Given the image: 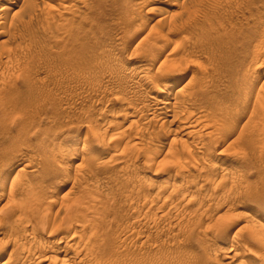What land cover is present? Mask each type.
<instances>
[{
  "label": "rangeland",
  "instance_id": "374dc122",
  "mask_svg": "<svg viewBox=\"0 0 264 264\" xmlns=\"http://www.w3.org/2000/svg\"><path fill=\"white\" fill-rule=\"evenodd\" d=\"M77 1L0 20V264H264V0ZM24 185L101 202L98 235L36 227Z\"/></svg>",
  "mask_w": 264,
  "mask_h": 264
},
{
  "label": "bare ground",
  "instance_id": "6f19581e",
  "mask_svg": "<svg viewBox=\"0 0 264 264\" xmlns=\"http://www.w3.org/2000/svg\"><path fill=\"white\" fill-rule=\"evenodd\" d=\"M34 1H35V0H0V2H2V3H3V2H9V5L11 6V7L3 6L4 3H3V4H0V6L2 5V6L0 7V20H3L5 17H7V15L9 14L10 11H14V10H13L14 8H17V9H19V8H20V9H21V8H26V11H28V13L31 12V10H33V9L36 11V10L38 9V6H37L36 9L34 8V7L36 6V5L34 6ZM63 1H66V0H63ZM78 1H80V0H78ZM78 1H77V2H78ZM147 1H148V0H147ZM67 2H68V1H67ZM72 2L74 3V1H72ZM35 3H36V2H35ZM68 4H69V3H68ZM4 5H5V4H4ZM70 6H73V5H70ZM73 7H76V6H73ZM70 9H71V7H70ZM75 9H76V8H75ZM68 10H69V9H68ZM72 10H73V9H72ZM14 12H15V11H14ZM33 12H34V11H33ZM33 12H32V13H33ZM32 13H31L30 15H32ZM35 13H36V12H35ZM35 15H36V14H35ZM44 15H45V14H44ZM50 16H51V15H50ZM34 18H35V17H34ZM45 18H46V19H45ZM47 18H48L47 16L44 17V19H45L44 21H45V24H46V25L48 24V26H49V23L46 22ZM40 19H41V17H40ZM42 19H43V18H42ZM5 20H6V19H5ZM37 20H38V19H37ZM53 20H54V18H53ZM53 20H52V21H53ZM48 21H49V19H48ZM64 21H66V20H64ZM64 21H63V22H64ZM67 21H68V20H67ZM70 22H71V20L69 21V23H70ZM39 23H40V22H39ZM64 23H66V25L68 24L67 22H64ZM1 24H3V23L1 22ZM61 24H62V23H61ZM61 24H60V25H61ZM72 24H74V23H72ZM72 24H71V26H72V28H73L74 25H72ZM62 25H63V24H62ZM62 25H61V27H62ZM66 25H65V27H66ZM169 26H170V25H169ZM55 27H58V28H59V24H58V26H55ZM61 27H60L59 29H61ZM63 27H64V26H63ZM63 27H62V28H63ZM65 27H64V28H65ZM69 27H70V26L68 25L67 28L69 29ZM55 29H56V28H55ZM56 30H57V29H56ZM65 30H66V29H65ZM70 30H72V29H70ZM60 31H61V32H62V31L65 32L64 29H63V30H59V32H60ZM63 32H62V33H63ZM172 32H173V31H172ZM255 51H256V50H255ZM255 53H256L255 55H259V56H260V55H263V54H264V50H263V48H262V49L260 48V49L257 50ZM259 56H257V57H259ZM260 57H261V56H260ZM261 58H262V57H261ZM262 59L264 60V56H263ZM262 59H261V60H262ZM263 60H262V61H263ZM262 61H261V62H262ZM260 68H261V67H260ZM141 78H142V77H141ZM151 79H152V78H151ZM151 79L149 78V80H151ZM149 80H148V81H149ZM152 80H153V79H152ZM165 81H166V80H165ZM150 83L152 84L153 81L150 82ZM168 84H170V83H168ZM168 84H167V85H168ZM167 85H166L165 87L162 86V87L164 88V90H169V89L171 90V88H170V87H167ZM172 85H173V84H172ZM154 86H155V85H154ZM164 90H163V91H164ZM181 90H182V89H181ZM152 91H153V90H152ZM178 91H180V90H178ZM178 91H177V92H174V93H175V94H176V93H177V94L182 93V92L178 93ZM153 92H154V91H153ZM161 92H162V91H161ZM161 92H158V93H161ZM183 92H185V91H183ZM166 94H168V92H167ZM177 94H176V96H175L176 99L178 98V97H177ZM181 96H183V95H181ZM172 97H173V96H172ZM184 98H185V97H184ZM168 99H169V98H168ZM176 99H175V101H174L175 103H176L177 101H179V99H177V101H176ZM170 100H171V99H170ZM170 100H169V101L167 100V101H165V102L163 101L162 103H160V108L157 109V110H158L157 117L160 116V117H162V119H163V118H165V117L167 116V113H168L169 111H171V113H170V112H169V113L172 114L173 116H176V115H177V116H176V119H177V117H180L181 115H182V117H184L183 114H181L183 111L181 112V111L179 110L178 105H176L177 103H176V104H174V103L172 104V103L170 102ZM172 101H173V100H172ZM181 102H183V100H181ZM181 104H182V103H181ZM180 107H182V105H181ZM180 112H181V113H180ZM184 114H185V113H184ZM187 114H188V113H187ZM178 115H179V116H178ZM168 116H169V115H168ZM170 116H171V115H170ZM173 116H172V117H173ZM190 116H191V115H190ZM190 116L188 117L189 119H190ZM168 118H169V117H168ZM185 118L187 119V117H185ZM186 119H184V118L182 119V118H181V119H179V120L182 121V120H186ZM172 120L174 121V120H175V117L172 118ZM194 120H195V119H194ZM173 121H172V123H173ZM175 121H176V120H175ZM175 121H174V122H175ZM187 121H188V120H187ZM187 121H185V122H187ZM192 121H193V120H192ZM183 122H184V121H183ZM183 122H182V123H183ZM194 122H195V121H194ZM190 123H192V122L190 121ZM183 124H184V123H183ZM187 124H188V123H187ZM193 125H194V126H195V125L197 126L198 124L195 123V124H193ZM193 125H192V126H193ZM190 126H191V125H190ZM190 126H188V127H190ZM186 127H187V126H186ZM190 128H191V127H190ZM190 128H185V130H186V129L189 130ZM192 128L194 129L195 127H192ZM201 128H202V127H201ZM206 128H207V127H206ZM181 129H182V128H181ZM196 130H197V129H195V131H196ZM198 130H199V129H198ZM198 130H197V131H198ZM202 130H203V129H202ZM262 130H264V129H262ZM195 131H194V132H195ZM260 131H261V128H260ZM190 133L193 135V134H196L197 132H196V133H193V132L190 131L189 133L187 132V135H189ZM258 133H259V132H258ZM191 134H190V136H191ZM185 135H186V133H185ZM261 135H264V133H262ZM194 136H195V135H194ZM201 136H202V135H201ZM196 137H197V136H196ZM259 137H260V135H259ZM98 138H99V137H98ZM100 138H101V137H100ZM262 138H263V137H262ZM101 139H102V138H101ZM101 139H99V140H101ZM94 140H97V138L94 139ZM87 141H88V140H87ZM101 141L103 142V140H101ZM261 141H262V140H261ZM84 142H85V141H84ZM99 142H100V141H99ZM99 142L96 141L97 144H99ZM86 143H87V142H86ZM263 143H264V142H263ZM86 145H87V144H86ZM92 145H93V143H92ZM95 145H96V144H95ZM101 145H102V143H101ZM101 145H99V146H101ZM261 145H262V144H261ZM93 146H94V145H93ZM102 146H103V145H102ZM202 147H203V146H202ZM91 148H93V147H91ZM95 148H96V147H95ZM99 148H100V147H99ZM185 149H186V147H185ZM89 150L91 151L90 147H89ZM92 151H93V149H92ZM92 151H91V153H93ZM94 151H96V149H95ZM175 151H176V150H175ZM96 152H99V151H96ZM181 152L183 153V151H181ZM93 154H94V153H93ZM95 154H96V153H95ZM176 154H177V155H175V156H178V155H179V154H178V151L176 152ZM172 155H173V154H172ZM119 156H120V155H119ZM120 158H122V157H120ZM177 158H178V157H177ZM178 161H179V160H178ZM181 163H182V162H181ZM178 165H179V164H178ZM182 165H183V164H182ZM24 168H26V167H24ZM24 168H23V169H24ZM23 169H22V170L20 169L21 173H24V172H25V169H24V171H23ZM46 169H48V168H46ZM49 169H51V168L49 167ZM32 170H33V169H32ZM32 170H31V172H32ZM51 170H52V169H51ZM20 171H19V172H20ZM34 171H35V169H34ZM34 171H33L32 173H30V174H32V178H35V179H36V177H33ZM28 172H29V171H28ZM28 172H27V173H28ZM45 172L48 173L49 171H46V170H45ZM47 173H46V174H47ZM49 173H50V172H49ZM52 173H53V171H52ZM17 174H18V173H17ZM42 174H45V173L42 172L41 175H42ZM46 174H45V175H46ZM176 174H177V173H176ZM28 175H29V173H28ZM34 175H35V174H34ZM17 176H18V175H17ZM17 176H14V177L17 178ZM43 176H44V175H43ZM18 177H19V176H18ZM26 177H27V176L23 175V178L26 179L25 181H27V179H28V177H27V178H26ZM29 177H30V176H29ZM48 177H49V176H48ZM82 178H83V177H82ZM21 179H22V178H21ZM29 179H31V177H30ZM75 179H76V178H75ZM33 180H34V179H31L30 181H33ZM37 180H38V179H37ZM17 181H18V182H19V181L21 182L20 179H16L15 184L17 183ZM23 181H24V180H23ZM23 181H22V182H23ZM28 181H29V180H28ZM28 181H27V182H28ZM35 181H36V180H35ZM73 181H74V180H73ZM78 181H79V180H78ZM78 181H77V182H78ZM20 182H19V183H20ZM22 182H21L20 184H22ZM27 182H26L25 185H27ZM77 182H76V180H75L74 184H76ZM79 182H80V181H79ZM79 182H78V184H79ZM28 183H29V182H28ZM31 183H32V182H30V184H31ZM30 184H28V186H29ZM33 184L35 185V182H34ZM37 184H39L38 181H37ZM78 184H76V185H78ZM22 185H23V184H22ZM25 185L22 186V188H21V189H22L21 194H20L19 196H18L19 193H18L17 195L15 194V197L18 196V197H20L21 199H22V197L24 198V195H22V193L26 190V191L28 192V194H26L27 192H25V195H27V196L29 195V196H30V197L28 196V197H29L28 199L31 201V203L35 200V201H34V205H37V206H38V205H39V203H38L39 200L37 201V199L33 198L34 195L32 196V195L30 194L31 191H30V190L28 189V187L25 186ZM72 185H73V184H72ZM76 185H75V187H78V186H76ZM79 185L81 186V183H80ZM12 186H13V184H12ZM12 186H11V187H12ZM16 186H18V185H16ZM35 186H36V185H35ZM40 186H41V185L38 186L39 190H37V187H36V190L39 191V192H40V190H42V189H41L42 187L40 188ZM11 187H9V188H11ZM14 187H15V185H14ZM14 187H12V188H14ZM18 187H19V186H18ZM82 187H83L82 189H85L86 191H85V190H84V191L87 192L88 189H86L85 186H82ZM84 187H85V188H84ZM23 188L25 189L24 191H23ZM29 188H30V187H29ZM32 188H34V187L31 186L30 189H32ZM72 188H74V186H72ZM72 188H70V189H68V190H71ZM1 189H2V188H1ZM18 189H19V191H20V188H18ZM18 189H16V190H18ZM78 189L80 190L81 187L77 188V191H78ZM82 189H81V190H82ZM16 190H13V191H15V192H19V191H16ZM81 190H80V191H81ZM90 190H91V189H90ZM2 191H3V189H2ZM29 191H30V193H29ZM32 191L34 192V189H32ZM37 191H35V193H33V192H32V193H33V194H36ZM75 191H76V190H75ZM80 191H79V192H80ZM5 192H6V190L4 191V193H5ZM88 192H89V191H88ZM69 193H72V190H71V192L69 191ZM91 193H93V192H91ZM23 194H24V193H23ZM79 194H80V193H79ZM83 194L86 195L85 193H83ZM83 194H81V195H83ZM87 194H88V193H87ZM94 194H95V193H93V195H94ZM21 195H22V197H21ZM36 195H37V194H36ZM93 195H88V196H89V197H90V196L92 197ZM27 196H25L24 200H27V198H26ZM31 196H32V198H31ZM38 196H39V195H38ZM77 196H78V195H77ZM88 196H85V197H87V198L89 199ZM35 197H36V196H35ZM78 197H79V196H78ZM80 197H83V196H80ZM85 197H84V199H85ZM91 197H90V199L93 198V197H92V198H91ZM30 198H31V199H30ZM72 198H74V200L77 199L76 197H72ZM94 198H95V197H94ZM97 198H99V197H97ZM32 199H34V200H32ZM64 199L66 200V198H64ZM64 199H63V200H64ZM68 199H69V198L67 197V200H68ZM29 200L25 201V203H26V202L28 203ZM65 200H64V201H65ZM67 200H66V201H67ZM72 200H73V199H72ZM72 200H69V201H72ZM80 200H81V198H80ZM82 200H83V199H82ZM36 202H37V204H35ZM55 202H56V201H55ZM61 202L64 203V204H62ZM61 202H59V204H61V205H59L58 202H57V204H58L59 206H58V207L56 206V213L53 212L54 214H53V213H50V211L47 212L46 210H44L45 212H47V213H45V214H44V211H43V214H42V212H39V213H38L39 210H40V211L43 210V208H41V207H42L41 205H40V208H41L42 210H41V209L39 208V206H38L39 209L35 208V210L33 211L32 209H34V208H33V206H31L32 204L29 202V204H27V206L29 205V208L32 207V209H30V211L28 210V212H27V211H26V208H24V207H22V206H21V207L19 206L20 209H23V208L25 209V211H22V210L20 211V212H24L23 214L20 213V215H21V214H22V215H26V213H27V215H28V214H30L29 212H31V214H33V213H35V211H36V213H35L34 215H35V216L38 215L37 217H40V218H38V219H37V217H36L37 220H36V222H35V224L37 223V224H36V227H38V228H39V226H42V225H40V224H41V223L43 224V222H44V226L47 225V224H50V225H48V227H46L47 229H51V228H52L51 225H52L53 227H55V228H57V227H59V228L61 227V228H62V226H63L64 223L66 224L67 228H70L71 226H73L74 223H75V224H74V227H76V223H77V227H78L79 229L81 228L80 226H82V225H80V224H83V226H84V224L86 223L85 226H86V227L88 226V229H90V227H91L90 224H92V221H90L89 219H88V220L90 221V223H89V221H87V217L90 216V214H88V212H90V210H92V212H93V210H94V211H95V212H94V215H95V213L98 212V211L101 209V208L99 209V207H98V206L101 204V202L98 201V203H100V204H97V206L94 205V204H95L94 202H97L96 200H95L94 202H92V200H91V202H90V200H89V202L92 203L93 205H91V204H90V205H91L92 207L95 206L94 208L97 209V210L93 209V208L89 205V203L87 204V202H88V200H87L86 205H87L88 207L90 206L89 208H91L89 211H88V209H87V206H86V207L84 206V205H85V204H84V201H82L83 205L80 203V201H76V202L73 203L72 205H71L70 202H69L70 205H68L66 202H63V201H61ZM67 202H68V201H67ZM73 202H74V201H73ZM23 203H24V202H23ZM50 203H51L50 207L52 208V205L54 206L55 203L52 204L53 202L51 201V202H49V203H47V204L49 205ZM65 203H66L67 205H65ZM30 204H31V205H30ZM57 204H56V205H57ZM48 205H47V206H48ZM83 206H84V207H83ZM19 207H18V208H19ZM25 207H26V205H25ZM50 207H49V208H50ZM96 207H98V208H96ZM18 208H17V211H18ZM27 208H28V207H27ZM45 208H46V207H45ZM49 208H48V210H49ZM20 209H19V210H20ZM24 209H23V210H24ZM31 210H32V211H31ZM51 210H52V209H51ZM54 211H55V210H54ZM25 212H26V213H25ZM92 212H91V213H92ZM99 212L102 213V211H99ZM99 212H98V213H99ZM10 213H11V214L13 213L12 215H11V214H10V215H11V216L14 215L15 218H16V216L19 214L18 212H17V215L14 214V212H10ZM15 213H16V212H15ZM31 214H30V215H31ZM41 214H42V216H41ZM51 214H52V216H50ZM87 214H88V216H87ZM92 214H93V213H92ZM92 214H91V216H92ZM27 215H26V218L28 219L29 216L27 217ZM39 215H40V216H39ZM94 215H93L92 217L90 216L92 220H93L94 217H98L97 215L100 216L101 214H97V213H96V216H94ZM14 216H13V217H14ZM35 216H33V215L30 216V218H29L28 220H32V221L35 220ZM32 217H33V218H32ZM52 217H53L54 219L51 220ZM15 218H14V219H15ZM18 218H19V217H18ZM22 218H23V217H22ZM31 218H32V219H31ZM99 218H100V217H99ZM16 219H17V218H16ZM40 219H41V221H40ZM97 219H98V218H97ZM10 220H13V218L10 219ZM20 220H21V219H20ZM20 220L18 219V221H20ZM25 220H26V219H25ZM28 220H26V221H28ZM57 220H59V221H58V223L56 224L55 221H57ZM84 220H86L88 223H87L86 221H84ZM18 221H17L16 225L18 224ZM37 221H39V222H41V223L39 224ZM50 221H53L52 224H51ZM81 221H84V223L81 222ZM94 221H97V222H98L99 220H96V218H95ZM94 221H93V224L97 227L98 224H99V222L96 224V223H94ZM79 222H80V223H79ZM23 223H24V222H23ZM26 223H27V222H26ZM28 223H30V222H28ZM32 223H34V222H31L30 224H32ZM35 224H34V225H35ZM38 224H39V225H38ZM67 224H68L69 226H70V225H71V226L69 227ZM78 224H79L80 226H79ZM87 224H88V225H87ZM12 225H13V224H12ZM32 225H33V224H32ZM32 225H31V226H32ZM37 225H38V226H37ZM99 225H100V224H99ZM49 226H50V228H49ZM83 226H82V229L85 228V230H87L86 227L83 228ZM92 226H93V225H92ZM34 227H35V226H34ZM36 227H35V228H36ZM98 227H99V226H98ZM35 228H34V229H35ZM38 228H37V229H38ZM42 228H43V229H42ZM42 228H41L40 230H43V231L46 230L45 227H42ZM59 228L57 229V232H58ZM61 228H60V229H61ZM67 228H66V229H67ZM71 228H72V227H71ZM71 228H70V229H71ZM93 228H94V226H93ZM101 228H102V227H101ZM34 229L32 228L33 231H34ZM37 229H35V231H36ZM82 229H81V230H82ZM52 230H53V231H52ZM52 230H51V231L49 230V231H50L51 233H53L54 230L56 231V229H53V228H52ZM81 230H80V231H81ZM85 230H84V231H85ZM91 230L96 232L97 229L95 230V228L92 229V227H91ZM91 230H90L89 232H91ZM37 231H38V230H37ZM82 231H83V230H82ZM82 231H81V232H82ZM87 231H88V230H87ZM259 231H261V230L257 229V232H259ZM263 231H264V230H263ZM263 231H262V232H263ZM59 232H60V230H59ZM78 232H79V231H78ZM89 232H88V233H89ZM95 232H92V233H89V234H92V235H93V233H95ZM51 233H50V234H51ZM54 233H55V232H54ZM74 233H75V232H74ZM97 233H98V231H97L96 234H94V235H95V236L98 235ZM259 233H260V232H259ZM259 233H258V234H259ZM78 234H80V233H78ZM82 234H83V232H82ZM252 234H255V231H254V233H252ZM261 234H262V233H261ZM72 235H73V234H72ZM84 235H87V234H86V231H85V234H84ZM84 235H83V236H84ZM73 236H74V235H73ZM73 236H72V238H76V237H73ZM87 236H88V235H87ZM95 236H94V237H95ZM252 236H257V235L255 234V235H252ZM258 236H260V235H258ZM258 236H257V237H258ZM263 236H264V233H263ZM70 237H71V235H70ZM88 237H91V235L88 236ZM99 237H100V236H99ZM79 238H80V235H79ZM79 238H78V239H79ZM82 238H83V237H81V240H82ZM91 238H92V237H91ZM91 238H90V240H91ZM78 239H74V240H76V241H75V244H76V242L78 243V241H77ZM85 239H88V240H89V238H84V239H83L84 242H85ZM95 239H97V238H95ZM70 240H71V239H70ZM74 240H73V241H74ZM83 240H82V241H83ZM97 240H98V239H97ZM38 242H39V241H38ZM88 242H90V241H88ZM96 242H97V241H96ZM66 243H67V242H66ZM71 243H72V242H71ZM82 243H83V242H82ZM38 244H40V243H38ZM73 244H74V243H73ZM79 244H81V243H78V245H79ZM93 244H94V243H93ZM95 244H96V243H95ZM99 244H100V243H99ZM99 244H97V245L99 246ZM40 245H41V244H40ZM89 245H91V244L89 243ZM41 246H42V245H41ZM43 246H44V245H43ZM71 246H72V244H71ZM81 246H82V245H81ZM234 246H235V245H234ZM45 247H46V246H45ZM67 247H68V246H67ZM76 247H77V245H76ZM78 247H79V246H78ZM95 247H97V246H95ZM69 248H71V247H69ZM72 248H73V247H72ZM81 248L83 249L84 247L82 246ZM85 248H86V247H85ZM102 248H103V247H102ZM73 249L75 250L76 248H73ZM73 249H72V250H73ZM78 249H80V247H79ZM91 249H92V248H91ZM94 249H95V248H94ZM97 249H99V248H97ZM97 249H95V251H96ZM236 249H237V248H236ZM21 250H22V249H21ZM21 250H20V251H21ZM64 250H65V249H63V252H65ZM67 250H68V249H67ZM76 250H77V249H76ZM76 250H75V251H76ZM87 250H89V249L87 248V249H85L84 251H87ZM69 251H70V249H69ZM79 251H81V249H80ZM98 251H99V250H98ZM61 252H62V251H61ZM77 252H78V251H77ZM77 252H74L73 254H75V253H77ZM87 252H88V251H87ZM92 252H94V251H91V253H92ZM99 252H100V251H99ZM57 253H58V252H57ZM81 253H82V252H81ZM81 253H80V254H81ZM63 254H64V253H63ZM73 254H72V256H73ZM77 254H78V253H77ZM75 255H76V254H75ZM78 255H79V254H78ZM78 255H77V256H78ZM84 255L87 257V255L89 256V255H91V254L88 253V254L86 255L85 252H84ZM84 255H83V258L80 257V260H83V259L85 258ZM79 256H80V255H79ZM79 256H78V257H79ZM91 256H92V255H91ZM73 257H74V256H73ZM73 257H72V258H73ZM87 258H88V257H87ZM87 258H86V259H87ZM91 258H92V257H91ZM91 258H90V259H91ZM51 259H52V258H51ZM73 259H77V258H73ZM78 259H79V258H78ZM84 260H85V259H84ZM88 260H89V258H88ZM82 262H83V261H82ZM84 262H86V261H84ZM79 263H80V262H79Z\"/></svg>",
  "mask_w": 264,
  "mask_h": 264
}]
</instances>
